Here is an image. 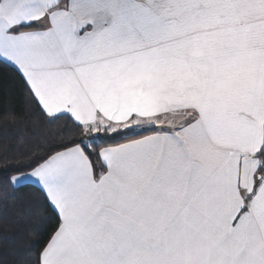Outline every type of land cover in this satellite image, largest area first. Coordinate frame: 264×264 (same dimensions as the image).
Wrapping results in <instances>:
<instances>
[{
	"label": "snow or ice",
	"instance_id": "6c2138e0",
	"mask_svg": "<svg viewBox=\"0 0 264 264\" xmlns=\"http://www.w3.org/2000/svg\"><path fill=\"white\" fill-rule=\"evenodd\" d=\"M0 68L57 129L18 264H264V0H0Z\"/></svg>",
	"mask_w": 264,
	"mask_h": 264
},
{
	"label": "trees",
	"instance_id": "16d2710c",
	"mask_svg": "<svg viewBox=\"0 0 264 264\" xmlns=\"http://www.w3.org/2000/svg\"><path fill=\"white\" fill-rule=\"evenodd\" d=\"M9 112L11 115H5ZM56 131L55 125L37 122L30 114L17 74L0 68V166L3 157L16 158L33 151ZM37 195V190L30 187L0 191V264H18L23 250L37 239L45 240L46 232L51 231L38 218H29L28 210L35 204ZM50 214V211L45 213ZM37 228L41 234L35 231ZM39 247L40 244H35L33 251Z\"/></svg>",
	"mask_w": 264,
	"mask_h": 264
}]
</instances>
